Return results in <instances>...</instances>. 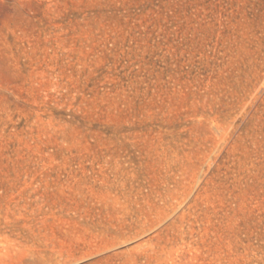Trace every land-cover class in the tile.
Listing matches in <instances>:
<instances>
[{"label":"rangeland","instance_id":"374dc122","mask_svg":"<svg viewBox=\"0 0 264 264\" xmlns=\"http://www.w3.org/2000/svg\"><path fill=\"white\" fill-rule=\"evenodd\" d=\"M0 264H264V0H0Z\"/></svg>","mask_w":264,"mask_h":264}]
</instances>
